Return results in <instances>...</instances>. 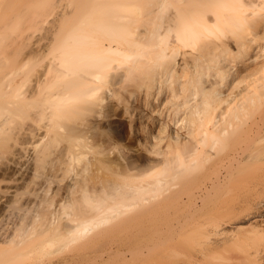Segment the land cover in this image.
Here are the masks:
<instances>
[{
    "label": "bare ground",
    "instance_id": "6f19581e",
    "mask_svg": "<svg viewBox=\"0 0 264 264\" xmlns=\"http://www.w3.org/2000/svg\"><path fill=\"white\" fill-rule=\"evenodd\" d=\"M256 45L264 55V0H0L1 140L38 152L41 121L45 156L61 145L64 157L45 172L32 222L0 231V264L95 234L234 224L235 199L264 182V60L235 69ZM164 89L173 101L152 146L129 105ZM29 111L36 120L11 131ZM113 116L127 124L105 130ZM172 116L185 129L176 138Z\"/></svg>",
    "mask_w": 264,
    "mask_h": 264
},
{
    "label": "rangeland",
    "instance_id": "374dc122",
    "mask_svg": "<svg viewBox=\"0 0 264 264\" xmlns=\"http://www.w3.org/2000/svg\"><path fill=\"white\" fill-rule=\"evenodd\" d=\"M262 60H264V55L263 53H259V48H257L256 45L246 58L235 64V69L244 73L258 66ZM167 100L173 101L165 89L159 95L157 101L152 100L151 102V98H149L146 105L141 101V96L140 102H137L136 99H134V101L132 100L129 105V119L133 120L135 127L140 129L142 137L139 139L140 141L143 142L147 140L152 146L157 144L158 140L155 136L153 135L150 137L149 128L152 127L153 133L157 135L160 126H164L163 122L167 121L164 110ZM146 113L149 118L145 117ZM27 114L30 116L25 114L26 116L22 115L24 118L22 116L16 117L13 122L14 124L9 125L10 130L12 131L14 126L20 128L19 126H23V124L25 125L24 127H26L25 123L29 125L36 120V116L33 115L32 111H29ZM22 118L23 120H21ZM126 119H128V116L123 118L114 116L107 118L105 130L110 129V127H108L109 124H112L113 127H118L120 124H127L126 121L128 120ZM168 121L169 127L167 128V132L171 136L176 138L185 133V129H180L181 124L179 122L175 124L176 121L173 116L169 118ZM11 125L13 126L12 128ZM42 125L40 121L37 128H40L41 130L39 129V131L44 133ZM11 131H9L10 133L8 134L13 133ZM43 133L39 132L36 134V139H38L40 141L38 143L41 144L40 146L38 144V152L37 149L34 151V145H29L32 147L30 148L28 146L29 150L26 148L24 152L21 148L23 141L19 138H17V140L16 137H13L12 141V139H10L11 135H8L10 137L7 139V136L5 138L7 141H5L3 139L1 140L0 136V231L6 232L7 235H12L19 228L23 229L30 224V221L32 222L35 213L40 211L39 206L42 203H40V196L41 198L43 197V188H41V185L43 183L44 187L46 178L45 172L56 171L60 161L64 160L63 155L61 156V151H59L61 145L60 147L59 145L58 147L56 146L55 148H58L56 150L53 148V152H50L51 155H49V157L48 154L45 156L46 153L42 146H44L43 144H45L47 139L44 137ZM12 135H15V131ZM14 138L17 141H15ZM6 142L9 143L7 144ZM13 145L16 148H14ZM20 151H23V153ZM34 152L40 153H36V155ZM40 154L44 155L47 160H44V157L42 158ZM60 157L63 159H60ZM48 162L53 169L50 168ZM18 166L27 168V170L22 168L25 175L22 173L21 176H18L19 173L14 172L18 169ZM29 169L30 171L32 170V172L35 170V172L31 175L32 172H30ZM37 170L38 173L36 174ZM12 171L15 175L17 174L16 177L15 175H11ZM208 172L211 173L212 171L210 170ZM210 173H206L208 177L212 175ZM208 177H206V180ZM203 179L205 180V178ZM254 181L257 186L252 183L250 188H253L254 192L250 189L253 194L251 195L252 192L250 191L251 193L248 199L243 200L244 198H236L230 195L231 200H233V197L236 198V203L237 199H240L239 201L242 200V202L238 201L239 204H241L239 205L241 206V211L234 224L223 227V229L225 228L224 233L222 231L223 229L221 230L223 234L217 229H215V233L213 225H211L213 227V230L212 227L211 230L215 234L212 231L209 232L210 226H207L208 224L205 225L208 228L206 227V229L205 226H203L204 229H202V231L195 230L196 228L193 230H190V228L170 230L162 228L157 231L146 230L139 232L132 230L125 232L117 231V233L108 232L105 234L93 235L92 239L91 237L88 238L92 240H89L90 242H75L72 244L70 243L68 246L58 245L52 248L48 253L34 254L14 264H264V182L261 184L262 181L260 182V180H258L260 183L259 185V183H256L258 181ZM196 184L193 183L190 187L194 189ZM54 187L57 188L56 184H54ZM187 191H189V193L191 192L190 190ZM39 192L40 194H38ZM250 196L252 198H250ZM239 197L241 196L239 195ZM228 201H230V199ZM172 208L171 210L169 208L171 211L170 214L177 215V217H181L182 219L185 218V210H183L184 214H182V217L178 216V214L181 213L180 210V213H176L177 210L175 209L176 212L175 210L172 212ZM180 209L182 210L184 208ZM186 209L189 211L188 208ZM187 211L185 215L189 214ZM165 215L162 221V218H148L147 221L154 222L157 220L158 222L159 220V222H164L167 219L166 222L169 220L168 223H170V219L172 218L169 217H172V215H168L166 219L165 217H167V214ZM177 217H173L175 220H171V222L177 221ZM181 218L180 220H182ZM206 218L204 214L202 219L205 220ZM202 219L201 222L204 223ZM208 219L205 221L210 223ZM39 224L40 222L37 224L35 223V227L36 225L38 226V230L36 231L38 235L40 232ZM198 228L199 227H197V229ZM219 232L221 234H219ZM81 255L84 256V258H80Z\"/></svg>",
    "mask_w": 264,
    "mask_h": 264
}]
</instances>
